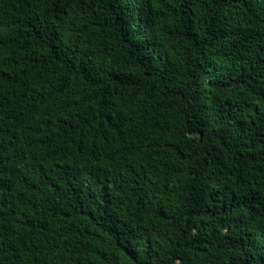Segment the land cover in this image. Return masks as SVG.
<instances>
[{"label":"trees","instance_id":"trees-1","mask_svg":"<svg viewBox=\"0 0 264 264\" xmlns=\"http://www.w3.org/2000/svg\"><path fill=\"white\" fill-rule=\"evenodd\" d=\"M0 264H264V0H0Z\"/></svg>","mask_w":264,"mask_h":264}]
</instances>
